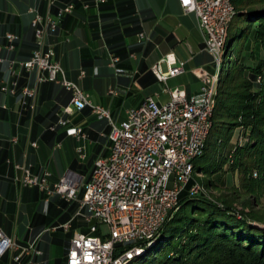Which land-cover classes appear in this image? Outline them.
Here are the masks:
<instances>
[{
	"label": "crops",
	"instance_id": "0c3cea01",
	"mask_svg": "<svg viewBox=\"0 0 264 264\" xmlns=\"http://www.w3.org/2000/svg\"><path fill=\"white\" fill-rule=\"evenodd\" d=\"M70 4L74 12L59 17L60 9ZM37 14L58 21L46 44L55 50L66 78L93 104L108 109L118 124L147 98L160 104L170 100L152 70L162 59L171 55L186 63V73L167 86L185 92L188 99L200 92L198 71L210 74L213 61L204 50L195 14L186 13L179 0H0V232L41 251L24 257L23 264H66L74 235L89 233V224L78 215V201L22 186L16 166L38 176L49 172L51 183L65 180L81 199L95 162L110 153L111 127L90 109L64 114L71 94L57 84L40 83L38 71H10L12 61H27L37 50ZM8 34L19 37L14 50L7 48ZM113 58L120 61L113 64ZM11 79L18 82L14 95L1 89ZM25 87L37 90V96L26 97ZM129 101L136 104L124 109ZM60 118L69 123L52 130ZM75 128L86 138L72 136ZM0 264H17L13 252L0 258Z\"/></svg>",
	"mask_w": 264,
	"mask_h": 264
},
{
	"label": "built area",
	"instance_id": "2783aa9c",
	"mask_svg": "<svg viewBox=\"0 0 264 264\" xmlns=\"http://www.w3.org/2000/svg\"><path fill=\"white\" fill-rule=\"evenodd\" d=\"M48 1L52 4V0ZM179 1L186 13L195 14L204 50L212 56L215 64L224 23H228L230 18V0ZM74 10L75 5H67L60 9L58 16L69 15ZM33 27L37 50L27 61H12L10 71L15 73L17 68L36 70L40 83L63 87L71 94V102L64 109V114L90 109L99 120L108 121L111 145L108 157L95 162L81 199L77 189L69 187L65 180L51 183L49 172L38 176L27 167L16 166L22 172L16 181L24 187L38 188L49 196L58 195L67 201H78V215L89 224L90 232L74 235L66 264H120L127 260V255L153 239L164 219L173 213L181 192L192 178L190 170L185 169V162L186 158L197 155L198 146L203 142L208 84L212 75L199 70L200 92L188 99L185 92L171 90L167 86L170 79L186 73V63L167 56L152 70L158 81L167 86L165 91L170 100L160 104L152 97L147 98L141 106L129 109L126 120L118 124L108 109L93 104L78 84L66 78L55 50L47 46V36L57 31L58 21L37 14ZM18 40L16 35L8 34L7 48L14 50ZM119 61V58H113V64ZM17 88L18 82L14 79L1 86L6 94L13 95ZM22 92L29 98L37 96V90L28 87ZM68 123V120L60 118L51 129L56 130L57 126ZM71 135L78 140L86 138L81 128L73 129ZM33 146L37 147V144ZM78 152L82 154L83 148ZM192 191L196 192V187ZM8 251L13 252L17 264H23L24 257L31 259L41 254L34 243L23 245L0 232V258Z\"/></svg>",
	"mask_w": 264,
	"mask_h": 264
},
{
	"label": "trees",
	"instance_id": "16d2710c",
	"mask_svg": "<svg viewBox=\"0 0 264 264\" xmlns=\"http://www.w3.org/2000/svg\"><path fill=\"white\" fill-rule=\"evenodd\" d=\"M232 2L204 152L155 245L129 264H264V212L257 210L264 197V60L251 65L244 57L245 49L252 57L253 44H264V0ZM229 172L238 174L239 186L213 198L208 192L225 186Z\"/></svg>",
	"mask_w": 264,
	"mask_h": 264
},
{
	"label": "rangeland",
	"instance_id": "374dc122",
	"mask_svg": "<svg viewBox=\"0 0 264 264\" xmlns=\"http://www.w3.org/2000/svg\"><path fill=\"white\" fill-rule=\"evenodd\" d=\"M234 11H235V8H234ZM234 15H235V12H234ZM233 17H232V19H233ZM253 47H254V51H255L253 53V56L250 57V50L249 49H245V51H244V57L248 58L247 59V62L249 64L256 65L257 61L264 60V44H262V43H260V44H253ZM221 58H222L221 59L222 63H224L223 56ZM226 59L227 60H230V59H234V57H228ZM221 61H220V63H221ZM220 63H218V61H217V59L215 57V64H213L214 66L212 65V67L210 68V70H211L210 71V75H212V77H211L210 83L208 84V91L212 92L211 98L213 99L214 108L216 106L215 96H216V89H217V86H218V83H219L218 82V79H219V73H220V67H221V64ZM254 85H255L254 90L255 91H258V88H257L258 85H257V83L254 82ZM166 88H167V86H166ZM163 89L164 88L162 86L161 91H163ZM164 98L166 99L167 96L165 95ZM135 104H136V101H133V102L132 101H129L127 104L124 105L123 108L124 109L125 108H131ZM213 111H214V109H213ZM210 121H211V119H210ZM210 131H211V129H210ZM239 132H240V130L237 129L236 132H235V138L233 139V144H234V142H236L238 140V134H239ZM207 138H208V136H207ZM194 161H193V168H194ZM199 164L200 165L203 164L202 160H199ZM199 177H200L199 178L200 180H204V179L207 178L206 176L204 177L202 175H200ZM255 177H257V176L255 175ZM224 181H225L224 182V185L225 186H222V188H218L217 190H212V191L208 192V194L211 195L213 198H218V197H221L223 194L231 193L234 190V188H236V187L239 186V176L236 173L235 174L232 173V172L226 173V175L224 176ZM196 189H197V191L195 193L201 191V187L200 186L199 187L197 186ZM242 196H243L242 197L243 200H245V199H247L249 197V195H245V194H242ZM259 203H260V205L257 207V210L264 212V197L259 200ZM237 208H239L241 210V207L239 205H237ZM260 226H262V225H260ZM262 227H264V226H262Z\"/></svg>",
	"mask_w": 264,
	"mask_h": 264
},
{
	"label": "bare ground",
	"instance_id": "6f19581e",
	"mask_svg": "<svg viewBox=\"0 0 264 264\" xmlns=\"http://www.w3.org/2000/svg\"><path fill=\"white\" fill-rule=\"evenodd\" d=\"M230 3L232 5L230 8V18H229L228 23H224V30L222 32V36L220 39V46H218V55L215 56L218 63H220V61H221V51H222V46H223L224 41H225L226 29H227L228 25L230 24L232 17L234 16V12H235L232 0H230ZM211 95H212V92L209 91V99L207 100V110L205 111V119L207 121L204 122V127H203V142H201L198 146L197 155H194L190 158H186V162H185V169L190 170V175H192V176H193V171H194L193 161L203 154L204 149H205L207 136H208L210 129L212 127V124H211L212 122L210 121V119H211L212 114H213L212 113L213 112V99L211 98ZM177 207H178V204H175L173 207V211H175L177 209ZM166 221H167V219H164V221L162 222V226L159 227V230H157L153 239L151 241H149V243L146 246H141V248H138V250L136 252H132V253H130V255H127V260L122 261L120 264H129L130 261L137 258L138 256H141L147 248L155 245V243L157 242L156 239L160 236L161 230H162L163 225L165 224Z\"/></svg>",
	"mask_w": 264,
	"mask_h": 264
}]
</instances>
